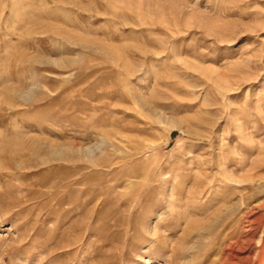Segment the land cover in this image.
<instances>
[{
  "label": "rangeland",
  "instance_id": "1",
  "mask_svg": "<svg viewBox=\"0 0 264 264\" xmlns=\"http://www.w3.org/2000/svg\"><path fill=\"white\" fill-rule=\"evenodd\" d=\"M0 264H264V0H0Z\"/></svg>",
  "mask_w": 264,
  "mask_h": 264
}]
</instances>
